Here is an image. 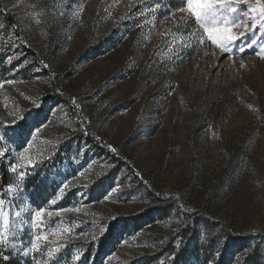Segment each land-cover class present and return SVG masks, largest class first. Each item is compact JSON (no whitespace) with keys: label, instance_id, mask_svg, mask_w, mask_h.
Here are the masks:
<instances>
[{"label":"rangeland","instance_id":"1","mask_svg":"<svg viewBox=\"0 0 264 264\" xmlns=\"http://www.w3.org/2000/svg\"><path fill=\"white\" fill-rule=\"evenodd\" d=\"M233 2L249 15L257 6ZM0 4L21 32L0 9V164H10L13 189H0L3 255L20 251L21 264H264V21L253 30L242 20L234 32L247 35L222 52L201 43L200 24L180 11L185 0ZM23 46L62 77L69 106L49 98L50 78ZM14 122L33 134L15 136ZM36 236L38 250L25 255Z\"/></svg>","mask_w":264,"mask_h":264},{"label":"snow or ice","instance_id":"2","mask_svg":"<svg viewBox=\"0 0 264 264\" xmlns=\"http://www.w3.org/2000/svg\"><path fill=\"white\" fill-rule=\"evenodd\" d=\"M238 2V0H237ZM186 7L181 8L180 11H186L192 15V17L200 24L201 29L203 30L204 35L201 37V43H203L206 38L212 44L216 45L222 52H229L231 48L229 45H234L240 37L247 35V33L236 34L234 28L240 26V22L243 20V25L247 28L248 20H251L252 29L255 30L257 25L264 21V0H257V6L251 9L252 15L238 11L237 6H235L233 0H185ZM244 46L251 47V44H246ZM240 46V50L243 51V47ZM264 58V57H262ZM243 66V65H242ZM21 119H25L21 117ZM16 122L12 126V130L15 136L17 137H27L33 134V129L30 124L25 123L19 129L15 127ZM39 131V129H36ZM0 140H3V137L0 136ZM4 152L0 151V156H3ZM24 159V157H21ZM30 163V161H29ZM20 167L19 165H14L12 167L13 171H16V168ZM21 178H23L24 173H20ZM12 187L9 186L8 191H12ZM3 204V200H0V205ZM18 217L20 213L16 214ZM43 210H38L32 216V222L34 226L37 221L40 223L43 222ZM7 220H4V227H0V246L8 242L9 236L7 232ZM42 239L40 236H36L34 240H31V248L25 252L27 255L33 250H38V242ZM47 239V237H43ZM15 247V245H12ZM48 256H53L52 252L48 253ZM4 260H7L8 257L4 256Z\"/></svg>","mask_w":264,"mask_h":264},{"label":"trees","instance_id":"3","mask_svg":"<svg viewBox=\"0 0 264 264\" xmlns=\"http://www.w3.org/2000/svg\"><path fill=\"white\" fill-rule=\"evenodd\" d=\"M1 4H0V9H1ZM1 13L2 16L4 17V19L7 21L8 24L12 25L14 28H11V31H14V33L19 36L21 35L20 32V28H19V24L16 20H14L13 15L9 12H7L6 10H2L1 9ZM24 50L26 52V54L35 62V64L37 66H41L43 67V69L46 71L48 77L50 78V84H51V91L48 95H50V99H54V100H59L60 102L66 104V105H70L69 102V94H67V92L64 91V85H63V79L62 77L53 72L49 67L48 64H44L45 59L44 57H41L37 52H35L32 48H29L27 46H23ZM48 56L46 61H50L52 55H53V49H49L48 52ZM48 67V68H46ZM258 117L260 118L261 122H264V104L261 110L258 111ZM45 115V114H43ZM94 122H92L89 125V129L91 130L90 133L92 134V132L94 131ZM90 143H94V145L96 146V148H98L99 150H103L105 149L104 145L102 144L101 141H96L95 139L89 137L88 138ZM234 163V162H233ZM9 165L3 163L0 164V189L3 188L4 185L9 186L11 183V176H12V172H11V168L9 167ZM233 167V164L230 165L229 170L227 172V174L230 171V168ZM29 188V186H27ZM210 226V224L208 225V227ZM212 227V225L210 226ZM116 235V231H115V227L111 228L109 230V232H107L103 238V240L100 242L99 244V248L100 251H104L107 246L111 243L112 239L114 238V236ZM172 243H170L169 245H171ZM12 248H9V251L6 253V255H3L0 252V264H21L20 260H19V255H20V251L15 255L13 254V251L11 250ZM7 256L8 259L4 260L3 257ZM27 259V258H26ZM224 261H222L223 263ZM171 264H177V256L176 258L173 259V261L171 262Z\"/></svg>","mask_w":264,"mask_h":264}]
</instances>
